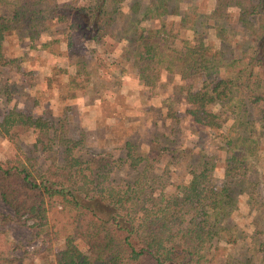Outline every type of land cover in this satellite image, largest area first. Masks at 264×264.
Instances as JSON below:
<instances>
[{
  "label": "trees",
  "instance_id": "trees-1",
  "mask_svg": "<svg viewBox=\"0 0 264 264\" xmlns=\"http://www.w3.org/2000/svg\"><path fill=\"white\" fill-rule=\"evenodd\" d=\"M182 1L0 0L2 99L9 73H35L9 39L57 58L56 109L14 105L0 119L25 156L0 158V199L58 245L49 264H264V0H215L200 26ZM128 72L142 87L135 109L158 128L127 114L112 135L121 152L87 151L102 122L82 124L62 99ZM185 115L207 140L176 144ZM10 245L0 229V264Z\"/></svg>",
  "mask_w": 264,
  "mask_h": 264
},
{
  "label": "rangeland",
  "instance_id": "rangeland-1",
  "mask_svg": "<svg viewBox=\"0 0 264 264\" xmlns=\"http://www.w3.org/2000/svg\"><path fill=\"white\" fill-rule=\"evenodd\" d=\"M214 1L183 0L181 5L184 7L189 6L194 11V15L198 19L197 24L199 25L203 15L213 9ZM74 39L77 44L82 43L78 36H75ZM198 40L200 39L190 37L186 41L193 42ZM8 46L12 54L23 56L25 58V65L30 70L35 71V73L31 76L25 75L18 78L14 74L9 73L8 83L12 94H9V101L5 102L2 99L4 97L5 83L0 86V119L7 109L14 105L25 110L38 112L42 111V109L44 110L48 105L56 109L57 101H60L55 91L56 87L54 86L58 82L54 78L57 76L54 75L53 69L57 61L56 56L45 49L29 47L26 41L18 42L15 39H9ZM82 56L85 58L87 54L84 53ZM176 65V71H180L181 63L177 62ZM176 74L178 76L179 73ZM63 76L66 75L63 74ZM49 77L52 86L48 81ZM137 77L136 73L128 72L126 77L121 79L119 85L108 81L107 78H99L95 84L92 85L91 83L87 87V90L74 89L69 96L62 99L63 103L73 105L78 114L80 113L84 119H89L82 122V124L86 126L95 125V122L90 118H99L102 122L103 126L96 129L95 138L93 136L89 138L90 140L87 142L85 148L87 151L121 152L115 148L116 141L113 137L114 134L121 133L124 130V119L127 114L137 113L142 115L139 110L135 109V105L143 101V98L140 97L142 96V90H140L142 87L138 84ZM23 86L27 87V89L22 88ZM30 89L32 90L30 91ZM146 101L148 103L150 101L160 102V98L157 97L155 100L147 99ZM157 102L155 103L157 104ZM142 119L143 115L141 119H138L139 123ZM143 120L144 122L141 125L142 130L146 131L158 128L156 124L153 125L150 121L146 122L145 119ZM175 127L178 129V133L176 134L177 145L187 144V141L196 137L198 144L202 139L207 140L203 135V131H195L194 124L186 115L180 118ZM191 128L194 129L193 132H191ZM19 144L22 145V139H19L18 144H15L0 133V158L6 161H23L25 159V156H23L24 150ZM219 156L222 157L223 155L220 154ZM11 204L12 200L5 202L0 199V229L4 230L7 239L11 243L6 258L8 259V264H16L11 262L10 259L12 257H20L21 264H49L53 260V253L58 245L56 243L43 242L39 238H36L28 226L31 220L27 219L25 222L17 220L13 215ZM238 252V250L233 254L227 252V254L223 255L222 261L226 258L236 260Z\"/></svg>",
  "mask_w": 264,
  "mask_h": 264
}]
</instances>
